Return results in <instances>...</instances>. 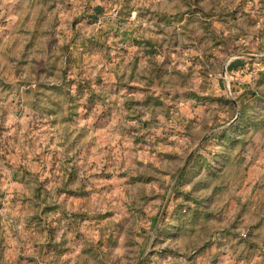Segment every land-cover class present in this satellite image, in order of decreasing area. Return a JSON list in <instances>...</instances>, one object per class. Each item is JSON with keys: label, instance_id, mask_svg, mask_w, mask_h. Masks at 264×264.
I'll use <instances>...</instances> for the list:
<instances>
[{"label": "rangeland", "instance_id": "374dc122", "mask_svg": "<svg viewBox=\"0 0 264 264\" xmlns=\"http://www.w3.org/2000/svg\"><path fill=\"white\" fill-rule=\"evenodd\" d=\"M0 264H264V0H0Z\"/></svg>", "mask_w": 264, "mask_h": 264}]
</instances>
